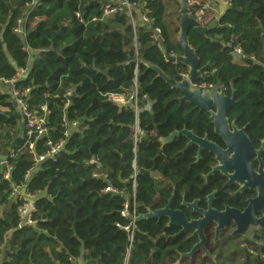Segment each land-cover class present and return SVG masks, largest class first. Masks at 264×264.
<instances>
[{
	"label": "trees",
	"instance_id": "1",
	"mask_svg": "<svg viewBox=\"0 0 264 264\" xmlns=\"http://www.w3.org/2000/svg\"><path fill=\"white\" fill-rule=\"evenodd\" d=\"M111 2L0 0V78L10 80L27 70L15 86L28 89L30 111L41 114L47 106V133L28 135L18 103L0 85V155L15 153L9 157L10 179L0 164V264H125L129 249L127 264H177L198 238L180 234L167 218H144L133 224L131 242L124 229L132 223L122 215L125 205L130 200V212L140 215L165 205L172 193V204L179 207L183 195L203 201L206 193L221 189L220 176L205 183L203 174L215 163L208 152L198 159L197 147L187 146L185 136L166 144L153 138L184 128L200 136L213 133L210 114L181 101L179 89L145 64L176 80L188 74L186 65L166 59L155 38L159 29L169 52L182 54L176 38L180 2L127 0L135 25L126 9L105 16ZM137 12H145L149 21H138ZM24 19L23 38L16 28ZM189 40L200 58L198 83L235 91L229 116L259 146L264 139V0H229L218 26L206 35L191 31ZM235 46L241 47L242 60L233 56ZM134 91L138 96L132 104L120 106L108 98ZM60 142L62 148L49 156ZM41 155L46 157L38 162ZM14 185L36 195L34 223L21 226L26 199H12ZM260 233L263 237L264 222ZM207 249L215 260L196 251L178 264L223 260L221 248L210 244ZM253 261L261 262L259 256Z\"/></svg>",
	"mask_w": 264,
	"mask_h": 264
},
{
	"label": "water",
	"instance_id": "2",
	"mask_svg": "<svg viewBox=\"0 0 264 264\" xmlns=\"http://www.w3.org/2000/svg\"><path fill=\"white\" fill-rule=\"evenodd\" d=\"M180 2L179 9V33L178 44L182 50V54L175 55L169 52L163 39L159 37V43L164 49L165 57L168 61L181 63L188 67V77H183L180 80L172 79L168 77L158 66L145 62L148 66L152 67L160 77H162L173 88L179 89L181 92V101H188L192 103L197 109L208 111L213 118L214 130L217 134L221 135L227 146L226 149L220 147L217 143L210 141L207 137H201L188 129H182L180 131L175 130L167 137H159V135L153 137L159 139L163 144L173 141L178 136H185L188 138V145H197L199 147L198 158L201 155L202 150L209 151L215 155L218 164L213 167L212 172L221 171L228 178V183L237 181L242 187L240 190H244L248 187L256 189L258 196L250 199L247 208L241 211L234 207H227L224 211H217L212 206L210 200L208 209H200L199 212L203 215L202 218L189 220L185 213L181 210H173L169 203L163 208L150 209L145 214L134 216L128 213L127 216L138 222L144 218H161L166 217L169 220V225L180 228L179 233H185L186 230L196 228L193 235L198 238L191 251L181 253L178 263L183 257H191L196 251H202L204 256H209L214 259V255L207 249L206 243L208 241L204 228L207 225H211L212 221L218 223L215 233L218 238L219 230L224 224L233 220L237 225L235 234H245L248 227L253 224L255 226L261 222L262 219H257L256 214L259 209H264V162L261 158L264 145L260 149L256 150L253 142L246 134L244 128H239L234 122L230 124L228 118V112L236 104V93L233 90L231 94L225 92L223 88H210L200 89L193 86L198 82L201 77L200 58L196 53L194 47L191 46L189 40V34L193 31L196 34L206 35L209 31L215 29L222 18L225 16L228 10V1H221V11L217 16L208 24L202 25L197 19V16L193 8L189 5L187 0H178ZM32 61V58L31 60ZM128 104H132L128 102ZM232 152L231 156L228 153ZM255 153L259 155L260 160L259 174H257L250 163V157ZM1 160L6 161L7 155H0ZM247 177L244 180L242 177ZM261 182L252 183L253 180H259ZM213 195L210 197L212 198ZM186 204V203H185ZM189 206H196V203L189 204ZM131 205L129 206L130 211ZM26 224V217L22 218L21 226Z\"/></svg>",
	"mask_w": 264,
	"mask_h": 264
},
{
	"label": "built area",
	"instance_id": "3",
	"mask_svg": "<svg viewBox=\"0 0 264 264\" xmlns=\"http://www.w3.org/2000/svg\"><path fill=\"white\" fill-rule=\"evenodd\" d=\"M189 5L193 8L198 21L200 22V24L202 25H206L205 22V16L206 13L208 12V10L211 9V5L209 1H205V2H199V0H187ZM229 2V0H228ZM126 9V13L131 16L132 19V5L130 3L127 2V0H112L111 3H108L104 9V15L105 16H109L111 14H113L115 11H122ZM77 16L80 17V13L77 12ZM25 20L21 21L20 26L18 28H16V31L24 38L25 37V28H24V24H25ZM142 20L143 21H149V18L146 16L145 12L142 13ZM133 22V19H132ZM135 25V23H133ZM159 34L160 31L159 29H156L155 31V38L157 40H159ZM232 54L235 58H237L238 60H242L243 58V54H242V49L240 46H235L233 47V51ZM27 73V70L25 69H21L17 76L13 79L7 80V79H2L0 78V85H7L8 86V91L9 93H11L12 97L15 99V101L18 103L21 114H22V118H23V122L25 123V127L28 130V135H31L32 133H35L37 135V137H41L44 134L47 133V128H46V113H47V106L44 105L42 106L43 109V113H39L38 111H30V109L28 108V103L26 100V95L28 93V89L21 91L20 89H18L15 86V82L23 77L25 74ZM183 77H188V74H184L182 76ZM193 86L195 88H200L203 90L206 89H210V88H223L225 90L226 93H228V88L224 87V86H217V85H212V84H207V83H194ZM67 94L70 96L72 95V91L69 90L67 92ZM137 92L134 91L129 97L124 95V94H118V93H109L108 94V98L110 100H112L113 102L117 103L118 105L122 106L128 102H131L132 100L137 101ZM72 125L75 126L77 125V122H72ZM62 142L54 145L51 148V151L48 153L49 156H54L61 148H62ZM29 148L34 150V144L30 143L29 144ZM15 156V153L13 150H11V152L9 153V155H7L8 159L6 161H3L0 159V164L2 166H4L6 169L4 170V177L6 179H10V175H11V171L13 169V166L9 160V157L13 158ZM45 155H41L37 158V161H42L45 159ZM91 163H93L94 161H90ZM135 185V182H134ZM106 190L111 191L113 190L112 188L108 187ZM11 197L13 200H17V199H26L25 204L20 208V214L22 215V217H26V223H34V221L32 220V211L35 210V194H32L28 191H26L25 189H23L21 186H17L14 185L13 186V190L11 193ZM128 203V202H127ZM131 204L128 203L125 205V209L122 211V215L127 216L128 213H131L129 211V206ZM134 216H138L135 212L131 213ZM135 221L132 220V223L130 225H126L124 226V229L127 230L130 234V241L132 242L133 240V227ZM256 247L258 248V253L257 256H259L260 258V264H264V236L259 237L256 240ZM251 254H254L253 251L250 252ZM129 255H130V249L128 250L127 253V258H126V263L129 259ZM74 262L76 264H84L82 261L80 260H74Z\"/></svg>",
	"mask_w": 264,
	"mask_h": 264
},
{
	"label": "flooded vegetation",
	"instance_id": "4",
	"mask_svg": "<svg viewBox=\"0 0 264 264\" xmlns=\"http://www.w3.org/2000/svg\"><path fill=\"white\" fill-rule=\"evenodd\" d=\"M208 113L210 114V118H211V121L213 124V118L211 116V113L210 112H208ZM228 118H229L230 124L234 122L239 128L245 129V126H239L236 123L235 119L230 118L229 112H228ZM184 129H187V128H184ZM245 132H246V130H245ZM246 134L248 135L247 132H246ZM201 137H207L210 141L217 143L223 149L227 148L225 141L222 138V136L215 132L214 124H213L212 136L209 137L208 135H204ZM249 138H250V136H249ZM251 141H252V139H251ZM188 142H189V140H188ZM193 145L197 147V155L196 156L198 158L199 147L195 144H193ZM262 145H264V139H262L261 144L259 146H256L254 144L256 150L260 149ZM187 146H188V143H187ZM205 152H208L209 155L212 156L213 161L215 162L211 165V168L209 169V171L206 172L205 174H203L204 178H205V183H207L212 176L215 178H216V176H220L219 180L222 181L221 189L214 188L212 191L206 193L203 196L204 197L203 201L199 197L194 198L191 201H188V200H186L185 195H183L179 207H175L172 204L173 199H174V198H172L170 207L173 210L183 211L189 220L202 218L203 215L199 212V210L200 209H204V210L208 209L210 200L212 202L213 208H215L217 211H220V212L224 211L227 207H234V208H237L241 211H244L249 204V200L258 196V191L256 189L251 188V187H248L244 190H240L242 186L237 181H233L232 183H228L229 178L224 173H222L221 171H218V170L215 172H212L213 167H215L218 164V161L216 160L215 155L209 151L202 150L201 155L205 154ZM231 154H232V152L228 153L229 156H231ZM201 155H200V157H201ZM258 157H259V155L257 153H255L253 156L250 157V163L252 164V166H253V168L257 174H259V167H260V160L258 159ZM261 158L264 162V148H263V151L261 153ZM263 171H264V168H263ZM242 178L244 180H247V177H245V176H243ZM257 181L261 182L262 181L261 177L259 180H253L252 183L256 184ZM212 195H213V197L210 198ZM171 197H172V195H171ZM171 197L168 199V202L165 205H163L162 207H158V208L165 207L169 203ZM194 202L196 203L195 207L187 205V203L192 204ZM256 217H257V219H262L261 222H259L257 226L251 224L248 227V229L246 230L245 234H237V233L235 234V231L237 230V225L235 224V222L233 220L227 221L224 224V226H222L220 228L218 238H216V233H215V230H216V227L218 226V223L215 221H212L211 225H207L204 228V231L206 232L207 239H208V241L206 243V247H208L210 244H212V245H215V247L223 248V247H226V245L231 243V242H237V240L240 238L241 239L240 245L244 246L243 248H244V252L246 251V253H245L246 256H247V252H248L247 250H249V249H250V251H253L254 254L258 253V248L255 245V239L258 236L259 237L262 236L260 231H261V225L264 222V209H262V208L259 209L257 211ZM161 218H166V217H161ZM168 225H169V220H168ZM176 228L178 229V231H180V228H178V227H176ZM195 230H196V228H191V229L186 230V232H191L192 236H194L193 232ZM251 230L253 232H252L250 238H245L247 233H249ZM252 257L257 258L254 255ZM215 258L216 257L214 256V260H215ZM250 258H251V256H247V259H250Z\"/></svg>",
	"mask_w": 264,
	"mask_h": 264
},
{
	"label": "rangeland",
	"instance_id": "5",
	"mask_svg": "<svg viewBox=\"0 0 264 264\" xmlns=\"http://www.w3.org/2000/svg\"><path fill=\"white\" fill-rule=\"evenodd\" d=\"M211 4L212 3H210V5ZM174 9H175V6H174V4H172V9L171 10H174ZM211 9H212V6H211ZM210 11H212V10H209L208 12H210ZM220 11H221V9L218 8V9H216V10L210 12V13H206L207 15L205 16V18L206 19H214L217 16V14L220 13ZM133 23H136V22L133 20ZM206 24H208V23H206ZM176 38L178 39V34H177ZM10 135L11 134H8L6 146H4V148H3V152L4 153H7L8 150H9V146H10V144H9L10 142L9 141L11 140V139H9ZM10 138H11V136H10ZM127 197L129 198L131 196L127 195ZM128 203H130V200L128 201ZM252 232L253 231L251 230L249 233H247L245 238H250ZM240 241H241V239L239 238L237 240V242H231V243L227 244L226 247L221 248L222 251L224 252L223 260L222 261H218V262H214V263L215 264H255L253 259H248V261L247 260L245 261V253H246V251L244 252V248H243L244 246L240 245ZM229 259H231V260H229ZM230 261H232V262H230ZM177 264H178V262H177Z\"/></svg>",
	"mask_w": 264,
	"mask_h": 264
},
{
	"label": "crops",
	"instance_id": "6",
	"mask_svg": "<svg viewBox=\"0 0 264 264\" xmlns=\"http://www.w3.org/2000/svg\"><path fill=\"white\" fill-rule=\"evenodd\" d=\"M205 1H209L210 3H212L211 4V6H212V10L214 11V10H216V9H221V1L222 0H199V2H205ZM226 1H228V0H226ZM138 13V17H137V19H139L138 21H140L141 22V20H142V14L141 13H139V12H137ZM135 21V20H134ZM136 22V21H135ZM4 89V91L5 92H7V90H8V86L7 85H3L2 86ZM259 238V236L255 239V243H256V240ZM256 245V244H255ZM248 252L250 253L251 251H250V249L248 250ZM251 254V253H250ZM256 254V253H255ZM255 254H251L252 256L254 255V256H256L257 258H253V259H258V256H257V254L255 255ZM224 256V255H223ZM1 259H2V255H0V262H1ZM255 262V261H254ZM256 264V263H255Z\"/></svg>",
	"mask_w": 264,
	"mask_h": 264
}]
</instances>
